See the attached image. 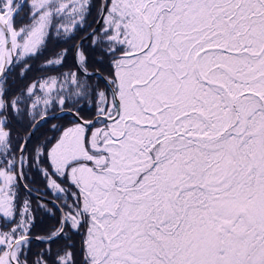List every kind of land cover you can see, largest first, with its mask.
I'll return each instance as SVG.
<instances>
[{"label":"snow or ice","instance_id":"1","mask_svg":"<svg viewBox=\"0 0 264 264\" xmlns=\"http://www.w3.org/2000/svg\"><path fill=\"white\" fill-rule=\"evenodd\" d=\"M0 264H264V0H0Z\"/></svg>","mask_w":264,"mask_h":264},{"label":"trees","instance_id":"2","mask_svg":"<svg viewBox=\"0 0 264 264\" xmlns=\"http://www.w3.org/2000/svg\"><path fill=\"white\" fill-rule=\"evenodd\" d=\"M93 15H95V13H93ZM82 34H83L82 32L78 33L77 36H76V39H79V36L82 35ZM72 43H74V40H70L67 44L62 43L59 40H52V41H50L49 46H48V51L45 53V57L52 56L56 51H58V50H60L62 48L70 47ZM67 63L68 64H71L72 63L71 54L68 57Z\"/></svg>","mask_w":264,"mask_h":264}]
</instances>
